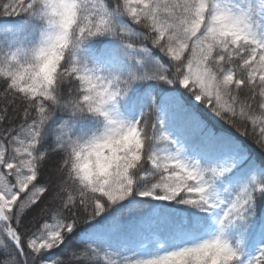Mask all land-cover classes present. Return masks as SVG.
Masks as SVG:
<instances>
[{
  "label": "snow or ice",
  "instance_id": "snow-or-ice-1",
  "mask_svg": "<svg viewBox=\"0 0 264 264\" xmlns=\"http://www.w3.org/2000/svg\"><path fill=\"white\" fill-rule=\"evenodd\" d=\"M0 264H264V0H0Z\"/></svg>",
  "mask_w": 264,
  "mask_h": 264
},
{
  "label": "trees",
  "instance_id": "trees-1",
  "mask_svg": "<svg viewBox=\"0 0 264 264\" xmlns=\"http://www.w3.org/2000/svg\"><path fill=\"white\" fill-rule=\"evenodd\" d=\"M247 142H248L249 144H252L251 139H249ZM253 147H255V146L253 145Z\"/></svg>",
  "mask_w": 264,
  "mask_h": 264
}]
</instances>
